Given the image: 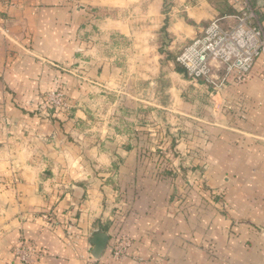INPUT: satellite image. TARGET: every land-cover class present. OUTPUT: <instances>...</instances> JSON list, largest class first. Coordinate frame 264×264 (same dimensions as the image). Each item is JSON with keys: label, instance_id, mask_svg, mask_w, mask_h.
<instances>
[{"label": "crops", "instance_id": "crops-1", "mask_svg": "<svg viewBox=\"0 0 264 264\" xmlns=\"http://www.w3.org/2000/svg\"><path fill=\"white\" fill-rule=\"evenodd\" d=\"M251 4L264 29V0ZM108 7L119 18L98 30L129 37L126 69L83 37ZM144 7L153 19L138 36L121 8ZM238 11L232 0H0V264L20 239L39 264H114L107 247L92 258L98 233L132 240L122 264H264V63L219 92L175 63L211 20ZM56 87L68 111L51 116L40 104ZM160 143L180 188L152 175L145 149Z\"/></svg>", "mask_w": 264, "mask_h": 264}, {"label": "built area", "instance_id": "built-area-1", "mask_svg": "<svg viewBox=\"0 0 264 264\" xmlns=\"http://www.w3.org/2000/svg\"><path fill=\"white\" fill-rule=\"evenodd\" d=\"M217 1V0H210ZM238 13L211 20L202 33L181 49L175 58L187 78L202 83L213 91L225 89L227 84L246 82L256 61L264 63V29L251 4V0H232ZM231 19V24H224ZM264 82V71L261 74ZM45 106L53 112L65 111L63 93L53 91L45 96ZM111 238V237H110ZM110 257L122 263L129 254L132 241L122 234H115ZM43 254L27 242H20L6 264H38ZM136 264L143 259L134 257Z\"/></svg>", "mask_w": 264, "mask_h": 264}, {"label": "rangeland", "instance_id": "rangeland-1", "mask_svg": "<svg viewBox=\"0 0 264 264\" xmlns=\"http://www.w3.org/2000/svg\"><path fill=\"white\" fill-rule=\"evenodd\" d=\"M65 1L68 3L72 2V0L71 1L65 0ZM151 2H156V0H151ZM115 5H118V2ZM143 6H145V5H143ZM171 6H172V3H170V1H169L168 4H166V6H162L159 10L158 19H157L158 20L157 27H159L158 28L159 31L157 32L156 41L153 38V42L156 45L160 46V49H162L161 47L165 46L167 41H168V38L165 34V31L163 30L164 26H162V25L164 23H166V19H167L166 14H168L167 12ZM116 9H118V8H116ZM118 12H119V10H113V8H109L106 10L98 9V11L94 10L93 18H92V21L94 23L93 30H89L86 34V37H85V34L83 37L86 40H88L90 38H95L96 39L95 40V48H97L98 53L105 58L115 59L114 62L116 61L117 68L126 69L127 67H123L118 62V59L124 61V66H127V57H128V59H130L132 56L136 55L135 52H132V42L130 41L129 37L122 36L118 32H110L109 35H106L104 33L102 34L101 31L98 30V25L100 24L101 20H103L106 17H111V18H114L117 20L119 18ZM148 14H149V12H148V10H146V7H144V9L142 8L139 12H134V10L129 9V8L127 10H123L121 8V18L126 19V21H128L130 23L129 25H131V27L134 28L133 33L137 34L138 36H143V35L145 36V35H147V32H149V31H140V30H142L141 27L143 29H147V27H149V25H151L149 23V21L153 18H150V16H148ZM136 29H138V31H136ZM0 31L3 34V36L7 39L8 38L7 30L0 28ZM158 34H159V36H158ZM81 52H82V50H79V53H81ZM162 54L163 53L160 52L161 56H163ZM126 55H127V57H126ZM126 82H128V81H126ZM53 91H60L63 93L64 103L66 105L65 111H63V112L60 111L58 113H55V112H53V110H50L48 107L45 106V96L48 93H51ZM40 110L50 114L51 116H57V115H60V113H65L66 111H68V103H67V99H66V96L64 94L63 89H61V87H56L52 91L45 92L42 95ZM128 118L130 119V117H128ZM164 130L166 131V129H164ZM157 135L158 136L159 135L164 136L163 132H159V133H157ZM166 146H167V144H161V143L156 144L157 148H154L156 150L151 155L149 152L150 150L145 149V151H146L145 156H147V158H149L148 161L151 163V171H152V175H153L155 180L160 181V180H164L166 178H170L172 180L174 179L175 182H177L176 185L180 188V186H183L184 183L186 182V178L184 177L182 170L178 171L176 166H174L172 164L170 158H168V154H167L166 150L164 149ZM115 234H120V233H111V238L109 239V243L107 245L108 257H109L110 262H112L114 264H122L123 262L117 263V262L113 261L110 257V251L112 249L111 245L113 243V238H114ZM122 235H124V234H122ZM126 237H128V236H126ZM20 242H27L39 251L37 245L33 241L26 240V239H20L16 242V245L14 246L12 253H11V258L7 262H9L12 259L13 251L16 249L17 245ZM132 245H133V242H132ZM137 258L143 259L142 257H137ZM143 263L147 264L145 259L143 260Z\"/></svg>", "mask_w": 264, "mask_h": 264}, {"label": "water", "instance_id": "water-1", "mask_svg": "<svg viewBox=\"0 0 264 264\" xmlns=\"http://www.w3.org/2000/svg\"><path fill=\"white\" fill-rule=\"evenodd\" d=\"M108 243H109V237L107 234L105 233L96 234L91 240L92 258L98 260L104 253Z\"/></svg>", "mask_w": 264, "mask_h": 264}, {"label": "trees", "instance_id": "trees-1", "mask_svg": "<svg viewBox=\"0 0 264 264\" xmlns=\"http://www.w3.org/2000/svg\"><path fill=\"white\" fill-rule=\"evenodd\" d=\"M178 72H183L182 69H177Z\"/></svg>", "mask_w": 264, "mask_h": 264}]
</instances>
